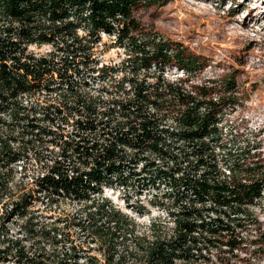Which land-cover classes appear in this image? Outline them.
<instances>
[{
	"label": "trees",
	"instance_id": "obj_1",
	"mask_svg": "<svg viewBox=\"0 0 264 264\" xmlns=\"http://www.w3.org/2000/svg\"><path fill=\"white\" fill-rule=\"evenodd\" d=\"M153 1L0 0V263L100 264L76 241V230L98 245L105 264H209L205 252L234 254L246 245L248 225L257 222L250 206L264 196V163L255 161L250 147L222 144L221 121L235 105L228 97L235 83L228 81L226 95L215 97L207 87L193 91L166 81L162 72L170 64L188 74L202 64L183 46L141 29L134 13ZM101 33L115 35L112 46L124 48L127 58L100 66L93 56ZM30 44H50L53 51L36 55L27 52ZM41 87L60 92L63 102L38 116L19 98ZM65 111L77 116L74 135L80 141L54 129ZM11 140L22 145L14 148ZM43 147L48 160L41 158ZM29 151L46 173L35 185L14 181L12 165ZM124 174L159 194L161 186L170 188L163 195L169 203L157 204L172 227L153 219L139 234L137 222L100 196L104 185L126 187ZM36 200L54 210L77 201L86 205V215L43 220L32 211ZM137 211L148 212L144 206ZM15 219L23 237L11 234ZM260 244L264 234L252 242Z\"/></svg>",
	"mask_w": 264,
	"mask_h": 264
},
{
	"label": "rangeland",
	"instance_id": "obj_2",
	"mask_svg": "<svg viewBox=\"0 0 264 264\" xmlns=\"http://www.w3.org/2000/svg\"><path fill=\"white\" fill-rule=\"evenodd\" d=\"M134 16L146 33L183 46L187 56L200 58L202 69L193 74H188L176 63L165 67L162 75L166 81L182 82L190 90L207 87L215 97L226 95L227 82L234 81L235 91L228 93V97H234L236 102L222 117V144L237 142L240 146L250 147L252 154L257 156L255 161L260 158L264 163V0H154L149 6H141ZM101 40L102 44L96 47L100 58L118 63L127 58L124 48H112L106 34L101 35ZM152 70L159 74L154 68ZM124 181H127L126 187L119 182L104 185L100 196L137 222L139 234L149 230L153 219L170 227L174 225L157 204L160 199L169 203L163 196L171 191L168 186H161L162 193L159 194L157 188L145 189L138 177L124 174L122 183ZM156 195L160 197L156 198ZM140 206L148 212L140 214L137 211ZM85 210V204L69 201L59 210L47 207L46 200H36L32 207L36 215L47 221H51L50 216L60 213L85 217ZM250 210L257 222L248 225L246 245L234 254L222 252L226 251L224 249L205 252L212 259L209 264H225L228 258L230 264H264V244L252 245L264 234V196L250 206ZM21 223L19 219L10 223L12 235L23 237ZM74 235L78 243L89 247L90 254L96 256L100 264H105L98 245L91 244L90 238L80 230ZM127 245L130 250L135 247L132 240ZM125 249V245L119 244L120 253Z\"/></svg>",
	"mask_w": 264,
	"mask_h": 264
},
{
	"label": "built area",
	"instance_id": "obj_3",
	"mask_svg": "<svg viewBox=\"0 0 264 264\" xmlns=\"http://www.w3.org/2000/svg\"><path fill=\"white\" fill-rule=\"evenodd\" d=\"M106 34V33H101V35ZM108 37L111 39V44H114L116 42V36L115 35H109L106 34ZM102 44V40L98 43V45ZM97 45V46H98ZM96 46V47H97ZM94 48V58L98 61H100V66L107 64L108 62H111L109 60L100 58L98 56L97 48ZM44 49V51H41V49ZM114 48V46L112 47ZM53 51V45L50 44H44V45H37V44H30L27 47V52L30 53H35L36 55H42V54H48ZM95 94H97L96 91L91 89ZM105 100L108 99V95L105 94L103 97ZM24 107L28 108L29 110H37L38 111V116H40L41 112H44L45 110L48 109H53L54 107H62V97L61 93L54 91V89H48L46 87H41L40 89L33 91V92H26L20 95L19 98ZM64 115L66 116L64 119H56V126L55 130L60 132V129H63V132L65 134V139H69V136L71 138H74L75 141H80V138L74 135V129L76 127L75 122L77 119V116L71 117L70 115L66 114V111L64 112ZM8 122H12V118L10 115L7 114H1ZM36 123V122H35ZM26 125L30 126V122L27 121ZM42 125V124H41ZM70 130V132H68ZM18 135V132H16ZM54 136L52 137H46L43 139V141H49L50 139H53ZM24 139L27 141L29 140L28 134L25 135ZM12 147L18 148L19 146L22 145L21 141H12L11 140ZM40 144V142H39ZM54 147L51 146L50 149H53ZM46 148H39V151L42 152V157L41 158H46L45 160H48L49 152L45 150ZM58 151V149H56ZM61 158V157H60ZM30 161H33V163H30ZM43 162H39V159L36 157V155L29 151L27 153V156H23L22 159L17 162L16 164L12 165L15 170V179L14 181L19 183L22 180L27 183L28 181L30 182V185H35L36 179L40 177H44L46 173H44L42 170ZM70 174H73L72 171H70ZM14 182H11L10 186H14ZM103 191V188H102ZM94 197V196H93ZM73 203H79L77 201H73ZM203 253V252H202ZM175 264H186L185 262L181 260H175ZM194 264H203V259H200L197 263Z\"/></svg>",
	"mask_w": 264,
	"mask_h": 264
}]
</instances>
